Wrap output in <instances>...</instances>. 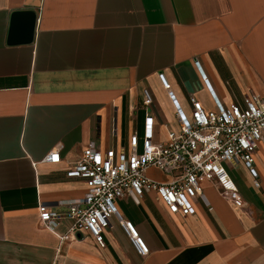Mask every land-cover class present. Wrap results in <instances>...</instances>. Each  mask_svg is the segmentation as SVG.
<instances>
[{"label": "crops", "instance_id": "obj_1", "mask_svg": "<svg viewBox=\"0 0 264 264\" xmlns=\"http://www.w3.org/2000/svg\"><path fill=\"white\" fill-rule=\"evenodd\" d=\"M23 13L32 17L14 33ZM166 83L188 117L191 97L216 109L210 88L226 106L264 97V0H0V264H264V143L259 187L243 163L224 164L242 208L205 180L192 216L172 215L155 193L118 200L146 256L117 218L104 245L84 233L61 241L69 221L44 225L42 208L87 193L67 173L90 143L129 150L148 113L155 142L179 129ZM57 151L61 162L47 163Z\"/></svg>", "mask_w": 264, "mask_h": 264}, {"label": "built area", "instance_id": "obj_2", "mask_svg": "<svg viewBox=\"0 0 264 264\" xmlns=\"http://www.w3.org/2000/svg\"><path fill=\"white\" fill-rule=\"evenodd\" d=\"M196 65L201 71L199 62ZM201 74L207 82V77ZM165 90L175 108L178 130L170 131L166 141L155 142L154 118L148 113L142 142L134 135L129 150L104 153L95 142L90 143L67 173L71 179L85 181L87 193L81 199L61 203L63 211L41 209L42 221L52 231L56 232L61 222H70L68 233L60 236L61 241L83 240L85 237L78 235L84 233L104 245L105 234L117 218L138 253L146 256L149 249L135 225L120 216L118 200L140 199L147 193H155L172 215L192 216L196 212V199L203 197L201 182L205 180L215 183L226 198L242 208L243 199L225 163H243L259 187L255 156L259 145L264 143V97L252 93L242 102L226 106L210 88L216 109L206 110L191 97L192 113L188 117L170 84H165ZM152 102L146 93L144 105L148 108ZM45 160L59 164L61 157L57 151ZM150 168L169 175L171 181L151 179Z\"/></svg>", "mask_w": 264, "mask_h": 264}, {"label": "water", "instance_id": "obj_3", "mask_svg": "<svg viewBox=\"0 0 264 264\" xmlns=\"http://www.w3.org/2000/svg\"><path fill=\"white\" fill-rule=\"evenodd\" d=\"M24 17H32V15H30V14H28V13H23V14H17L16 16H15V27H14V33H15V30L17 29L16 28V26H17V23L19 22V21H21V19L22 18H24ZM32 28L33 27H31L29 30H26V32H28V34H30L31 33V31H32Z\"/></svg>", "mask_w": 264, "mask_h": 264}]
</instances>
